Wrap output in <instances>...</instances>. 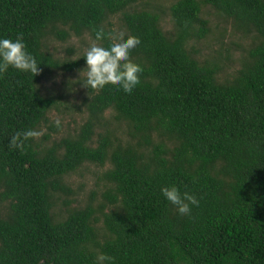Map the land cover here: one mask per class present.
<instances>
[{"label":"trees","instance_id":"16d2710c","mask_svg":"<svg viewBox=\"0 0 264 264\" xmlns=\"http://www.w3.org/2000/svg\"><path fill=\"white\" fill-rule=\"evenodd\" d=\"M137 1L0 0V39L22 33L40 69L0 74V264H96L99 253L112 264H264V0H174L166 33L163 12L132 9ZM205 5L250 36L221 82L217 61L199 64L187 52L208 33ZM114 15L125 38L140 40L130 53L143 69L132 93L84 87V76L77 106L41 94V80L86 61L54 58L46 40L86 36L109 48ZM94 29L105 37L95 41ZM58 107L83 120L53 138L62 125L48 113ZM107 111L120 133L103 123ZM42 128L23 152L9 148L16 131ZM85 164L108 165L100 201L54 220L55 201L74 194L64 178ZM171 185L197 198L188 215L163 196Z\"/></svg>","mask_w":264,"mask_h":264},{"label":"rangeland","instance_id":"374dc122","mask_svg":"<svg viewBox=\"0 0 264 264\" xmlns=\"http://www.w3.org/2000/svg\"><path fill=\"white\" fill-rule=\"evenodd\" d=\"M174 0H138L132 9H147L151 6L159 11L162 15L159 26L162 32L166 33L171 30V23L168 20L166 10L170 3ZM131 9V8H130ZM119 16L114 15L108 18V22L112 24L114 32H121L117 23ZM200 17L207 21L208 33L206 36L198 41H190L187 44V52L190 57L196 60L199 64L205 61H217L220 65L218 72V81L228 80L229 77L239 67V59L245 54L246 48L250 45V36H243L240 33L234 32L231 29L230 21L225 17L219 15L208 5L201 7ZM93 43L89 38L83 36L80 39L69 37L65 42H58L53 38L46 40L45 46L48 52L56 59L72 61L79 59L85 55L86 50ZM86 61L82 64L79 71L74 73H63L55 71L48 75L40 82V93L43 95H50L53 98L61 96V100H65L71 106H77L82 99L81 85L77 84L87 72ZM71 85L67 89L66 85ZM51 110L48 113L49 121L54 122L59 119L62 128L53 138H59L68 132L76 129L83 120V115H80L73 109L62 111ZM103 120L107 122V127L121 132L118 123L112 118V114L107 111L103 114ZM44 132V128H42ZM40 130V131H41ZM52 137V136H51ZM94 139V137H93ZM124 139V137H123ZM108 165L102 167L85 164L73 174L64 178L65 183L74 192L72 196H60V199L55 201L51 209V215L54 220L61 218L66 209L83 207L88 201L95 206L99 200V194L102 189L103 182L98 179ZM67 200V206L62 205V201ZM100 227V224H96Z\"/></svg>","mask_w":264,"mask_h":264},{"label":"clouds","instance_id":"9594fccd","mask_svg":"<svg viewBox=\"0 0 264 264\" xmlns=\"http://www.w3.org/2000/svg\"><path fill=\"white\" fill-rule=\"evenodd\" d=\"M94 31L95 41H100L105 37L103 29H94ZM125 35L123 31L111 33L109 34L111 40L109 48L93 42L86 50L84 57L87 72L84 87L99 90L111 84L131 94L133 89L140 84L139 74L143 69L130 58L132 49L140 43V40L133 35H127L125 38ZM38 65L35 57L27 51L22 33L15 40L0 39V74L5 73L11 66L34 76L39 74ZM54 124L59 127L60 120H55ZM42 135L43 130L16 131L9 140V148L23 152L25 141L38 139ZM161 192L167 201L176 206L181 215L190 213V205L198 206L199 204L194 195L188 192L181 193L175 185L162 187ZM113 261L114 258L105 253H99L96 257V264H105V262L112 264Z\"/></svg>","mask_w":264,"mask_h":264}]
</instances>
